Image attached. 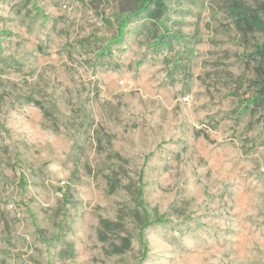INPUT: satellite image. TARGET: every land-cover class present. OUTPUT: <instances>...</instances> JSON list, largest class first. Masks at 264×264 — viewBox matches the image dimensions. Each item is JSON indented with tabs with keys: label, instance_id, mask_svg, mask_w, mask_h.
<instances>
[{
	"label": "rangeland",
	"instance_id": "rangeland-1",
	"mask_svg": "<svg viewBox=\"0 0 264 264\" xmlns=\"http://www.w3.org/2000/svg\"><path fill=\"white\" fill-rule=\"evenodd\" d=\"M142 1L0 0V264H264L263 35Z\"/></svg>",
	"mask_w": 264,
	"mask_h": 264
},
{
	"label": "trees",
	"instance_id": "trees-1",
	"mask_svg": "<svg viewBox=\"0 0 264 264\" xmlns=\"http://www.w3.org/2000/svg\"><path fill=\"white\" fill-rule=\"evenodd\" d=\"M150 2L164 6L162 0H143L138 10L145 9ZM227 12L231 16L235 29L242 37L246 38L247 35L255 32H260L263 35V40L260 43H256L253 51L248 53L250 59L258 60L259 62L255 68L259 76V87L251 97L247 98L246 102L254 106H259L264 103V4L251 6L241 0H228ZM127 22L128 15H125L119 26V34L116 36L117 39H120V35ZM141 193V189H138L137 197L139 199ZM156 220L162 221V218L158 217Z\"/></svg>",
	"mask_w": 264,
	"mask_h": 264
}]
</instances>
